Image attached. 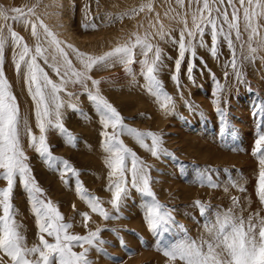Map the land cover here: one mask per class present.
<instances>
[{
  "label": "rangeland",
  "instance_id": "1",
  "mask_svg": "<svg viewBox=\"0 0 264 264\" xmlns=\"http://www.w3.org/2000/svg\"><path fill=\"white\" fill-rule=\"evenodd\" d=\"M149 2L153 4L154 11L149 12L145 8L143 12H131V9ZM58 3L60 7L57 8L53 0H0V8L13 15L12 8L26 10V7L39 5L37 13L64 42V46L72 44L90 55H102L126 40L131 33H155L156 29L150 28L149 22L157 23V13L159 23L164 25L165 30H175L173 36L178 37V29L182 27L177 23L178 18H173L175 11H181L175 0H58ZM170 7L175 11H169ZM188 19L191 26V17ZM86 21L94 23L96 27L85 28L83 25ZM3 23L0 18V24ZM8 23L34 49L35 38L31 35L30 27L13 21ZM244 39L247 40V34H244ZM154 42L159 44L164 54V66L158 78L164 90L174 98L175 110L172 112L164 111L144 87L146 82L139 75L138 64L133 65L137 73L135 77L126 73L123 65L118 63L94 68L89 74L101 81V94L124 117V123L141 131L157 133L162 137L163 147L170 153L154 157L132 136H121L124 143L144 161L157 199L171 213V222L164 225L167 231L161 230L157 234L149 229L144 217L148 198L135 189L130 188V195L121 205L118 215L112 208L109 202L112 194L108 190L110 169L105 163L108 154L102 147L103 137L100 135L103 126L92 102L78 84L68 85V91L74 92L75 96L69 98L62 93L65 101L77 105L74 110L66 104L62 117L65 128L77 138L75 145L67 143L66 138L56 130H49L47 141L52 154L67 160L77 169L83 187L99 198L102 206L116 218L105 220L92 212L76 191L75 177L66 173L62 178L59 171L50 169L43 158L28 146L27 137L23 139L32 175L44 190V196L58 207L65 222L72 224L69 231L84 235L97 227L103 229L100 236L107 241L102 246L106 252L90 250L92 264H168V258L161 250L162 245L177 242L183 238L185 231L192 239L206 238L205 225L214 222L217 211L223 212L233 207L232 198L238 200L235 208L238 215L245 218L256 212L264 215V204L260 203L256 194L259 161L251 152L261 122V105H264V49L258 51L254 61L242 62L239 67L242 75L238 79L230 65L225 67L231 59L226 41L220 40L218 57H213L209 51L210 35H206L207 47L196 48L193 80L187 74L188 61L193 58L190 53L185 54L178 89L171 79L175 72L178 47L167 38L159 40L156 37ZM237 50L239 53V42ZM244 51L247 52L246 45ZM70 59L77 68L80 67L71 52ZM40 63L49 76L58 82L56 74L42 60ZM4 71L21 113L28 116L30 126L39 135L35 127L33 101L23 73L18 74L15 70L10 45L6 47ZM225 72L228 73L227 77ZM217 81L224 86L219 104L214 103ZM88 87L92 88L90 81ZM146 143L150 144V139ZM202 174L219 186L212 187L207 181L201 182ZM3 186H6V181L0 179V187ZM196 201L211 206L206 215L200 214ZM13 203L15 219L21 225L26 243L28 246L38 243V228L28 193L19 181L14 188ZM84 212L90 216L87 227L81 215ZM46 238L52 241V238ZM121 238L127 248L121 244ZM81 250L79 246L74 247V251ZM0 257L4 264H10V258L2 252Z\"/></svg>",
  "mask_w": 264,
  "mask_h": 264
},
{
  "label": "snow or ice",
  "instance_id": "2",
  "mask_svg": "<svg viewBox=\"0 0 264 264\" xmlns=\"http://www.w3.org/2000/svg\"><path fill=\"white\" fill-rule=\"evenodd\" d=\"M53 3L55 7H60L58 0H53ZM175 4L181 11H175L171 7L169 11H175L173 18H178L177 23L182 25L178 29V37L172 35L174 29L165 30L164 25L159 23L157 13V23L149 22L150 28L156 29L155 33L150 31H145L143 35L131 33L126 40L102 55H90L72 44L64 46V42L37 13L39 5L26 7V10L20 7L12 8L13 15L0 8V18L5 22L0 24V179L6 181V186L0 187V252L10 258V264H92L89 259L90 250L106 252L102 246L107 241L101 238L100 233L103 229L100 227L84 235L69 231L72 224L65 222L58 207L44 196V190L32 175L23 145V139L27 137L28 146L43 158L50 169L59 171L62 178L66 173L75 177L76 191L87 202L92 212L98 213L105 220L116 218L102 206L99 198L88 193L83 187L78 170L67 160L54 156L50 150L47 141L49 130L58 131L69 144L75 145L77 141L62 123L66 104L74 110L77 108L76 104L63 99L62 93H66L69 98L76 95L68 91L69 84H78L99 114L103 126L100 133L103 137L102 147L108 154L105 163L110 169L108 190L112 194L109 201L112 208L118 215L121 205L130 195V188L135 189L148 198L145 201L144 217L149 229L157 234L161 230H168L164 225L171 222V213L157 199L144 161L121 139L122 135L132 136L154 157L170 155L163 147L162 137L157 133L141 131L124 123V117L101 94L99 89L101 81L93 79L89 73L94 68L109 67L118 63L123 65L126 73L135 77L137 73L133 65L138 64L139 75L143 76L146 82L144 87L156 98L164 111L172 112L175 110L174 98L164 90V85L158 78L164 66V54L159 44L154 42L156 37L159 40L167 38L178 47L175 72L171 76L178 89L185 54L190 53L193 58L189 59L187 64L188 78L193 80L196 48L207 47L206 35H210L209 51L213 57H218L220 40L226 41L231 59L225 67L230 65L238 79L242 75L239 71L242 62L254 61L258 51L264 49V0H175ZM145 8L149 12L154 11L153 4L149 2L131 9V12L134 14L143 12ZM85 14L87 15V9ZM8 21L22 23L26 28L30 27L31 35L35 38L34 49L13 30ZM83 26L96 27L94 23L87 21ZM244 34H247V40L244 39ZM9 45L13 50L15 70L18 74L23 73L28 94L33 101L35 127L39 130V135L30 126L28 116L21 113L17 97L5 75V54ZM68 50L75 55L80 64L79 68L73 64ZM41 60L56 74L58 82L49 76L40 63ZM227 76L228 73L225 72V77ZM89 81L92 88L88 87ZM223 88L224 86L217 81L214 103L219 104ZM261 113V122L251 152L259 161L256 194L260 203L264 204V105H261ZM109 128L112 129L111 132L108 131ZM149 139L150 144L146 143ZM17 181L27 190L38 228V243L32 246L26 243L21 225L15 219L13 196ZM204 181H207L209 186H219L206 174H202L201 182ZM195 204L201 215H206L211 207L201 201H196ZM232 204L233 207L226 211H217L214 222L205 225L206 238L202 236L199 239H192L185 231L183 238L177 242L162 245L161 250L168 258V264H177L178 261L180 264H264V215L256 212L245 218L235 211L238 205L237 198H232ZM81 215L87 227L90 216L87 212ZM46 237L52 238V241ZM121 244L127 248L122 238ZM76 246L82 250L74 251ZM0 264H4L2 257Z\"/></svg>",
  "mask_w": 264,
  "mask_h": 264
}]
</instances>
